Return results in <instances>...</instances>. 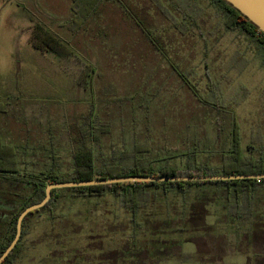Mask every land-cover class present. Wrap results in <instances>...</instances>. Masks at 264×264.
<instances>
[{"label": "rangeland", "instance_id": "374dc122", "mask_svg": "<svg viewBox=\"0 0 264 264\" xmlns=\"http://www.w3.org/2000/svg\"><path fill=\"white\" fill-rule=\"evenodd\" d=\"M212 7L211 14L200 13L217 21L220 11ZM25 14L16 0H0V137L28 145L35 156L25 157L34 163H49L46 154L57 151L66 176L72 154L86 147L97 167H127L137 155L155 168L181 169L195 161L220 168L221 153L233 150L234 126L242 154L264 160L263 49L228 73L195 76L188 73L189 56L175 61L149 43L147 53L136 44L128 51L127 34L123 42L117 35L112 52L104 36L98 47L79 41L81 17L58 28L35 21L31 30L41 25L51 35L29 42ZM236 33L240 30L229 32L228 39ZM156 36L147 35L150 42ZM182 44L188 51L195 47L192 39ZM233 57L229 61H236ZM227 62L223 58L219 67ZM198 98L213 104L199 105ZM30 163L21 167L30 172ZM208 190L198 201L194 191L150 187L136 213L108 191L59 199L29 217L22 251L12 264H264V185L247 202L255 223L228 211L231 196L218 203L222 198ZM189 201L197 216L192 225L180 220L179 210ZM176 211L177 219L171 218Z\"/></svg>", "mask_w": 264, "mask_h": 264}, {"label": "trees", "instance_id": "16d2710c", "mask_svg": "<svg viewBox=\"0 0 264 264\" xmlns=\"http://www.w3.org/2000/svg\"><path fill=\"white\" fill-rule=\"evenodd\" d=\"M74 4L78 0H72ZM81 1V0H80ZM226 14V25L231 28H238L257 40L264 49V32L260 31L253 23H251L239 11L233 8L225 0H217ZM216 1V2H217ZM84 3L83 1H81ZM93 0H90V7L84 13H81L82 8L74 7L76 13L75 19L79 14H87L92 6ZM217 2V3H218ZM86 7V3H84ZM85 18V17H84ZM39 26V27H38ZM38 30H31L29 42L46 41L50 33L41 25H36ZM52 39V38H51ZM34 48L37 46H33ZM235 123V122H234ZM96 135V134H95ZM94 135V136H95ZM232 148L230 152H222V163L220 168H215L208 163L188 162L184 168H176L169 165H161L157 168L153 167L150 161L135 155L130 166H122L118 163H109L106 166L97 167L95 163L94 153L91 148H80L72 154L71 170L64 176L59 169L57 151H51L46 154L47 161L42 164L34 163L30 160V164L34 165V169L30 172L27 167H21L22 164H29L28 155L35 156V153H28V145L20 144L13 145L5 142L0 137V226H4L3 242L0 243V254L8 246L15 235L16 220L19 213L27 206L40 201L45 194V187L49 183L65 182V181H86L94 179H108L121 176H151V175H176V176H200V175H233V174H262L264 173V160L254 159L242 154L240 138L237 134V127L232 130ZM32 151V149H31ZM51 153V154H50ZM187 157L190 153H184ZM38 165V166H37ZM264 185V178H242L228 180H178V181H154V182H115L109 184H95L87 186H74L64 188H54L51 191V196L45 205L27 213L22 220V229L18 242L8 253L5 259L0 264H12L14 259L18 257L22 251V237L25 234V228L28 226V219L35 212H41L47 208L50 209L51 204H55L60 200H69L73 196H92L101 195L105 191L119 196L126 207L131 209L132 213L143 206L147 195V189L150 187L160 188L164 193L171 188H175L176 192L186 194L188 191H194L197 200L203 201L206 196V189L211 192L218 203H224L232 197L233 204L228 203V211L238 214L243 220L250 219L253 223V217L250 216V210L247 208V202L250 197L259 190L260 186ZM221 192V194H219ZM70 196H67V195ZM222 195V196H221ZM200 196V197H199ZM243 197V199H241ZM241 199V200H240ZM242 200L244 202L242 203ZM64 201V200H63ZM191 202V203H190ZM192 201L183 206L179 212L183 214L180 219L181 223L192 225V219L197 218L192 211ZM235 205H238V209ZM225 204L221 205L220 209L225 208ZM246 209V210H245ZM176 211L173 219H177ZM50 213H53L50 211ZM201 213V211H198ZM197 214V213H196ZM251 222V223H252ZM195 225V224H194ZM1 230V231H2ZM0 231V232H1Z\"/></svg>", "mask_w": 264, "mask_h": 264}, {"label": "crops", "instance_id": "0c3cea01", "mask_svg": "<svg viewBox=\"0 0 264 264\" xmlns=\"http://www.w3.org/2000/svg\"><path fill=\"white\" fill-rule=\"evenodd\" d=\"M16 1L26 11L24 23L29 30H31L35 21H40L46 28L48 26H52L53 28L67 26L68 20L76 15L74 5L77 9L82 8L79 10L81 13H84L90 7V0H81L86 3V7H83L85 5L80 0L76 4L72 0ZM179 1L93 0L87 14L78 13L77 15L83 19L79 31H83L84 34L79 33V41L88 42L91 40L98 47L100 44L97 45V42L101 43L103 41L102 36H104L105 39L107 38V46L109 43L108 48L112 52L116 49L117 35H120L123 42L125 34H127L129 37H127L128 41L125 42H128V46L125 49H128V51L132 45L135 46L136 44L143 45L141 51L145 50L144 52L147 53L149 43L156 51L167 50L170 57L175 59V61L176 57L189 56L186 58L187 65L190 66L187 67L188 73L195 76H199L200 74L198 73H201V76H205L210 72L217 74L222 71L225 74L230 71V66L234 70L235 65L239 61L247 63L251 60V56L261 54L263 48L257 40L238 28H231L226 25V14L219 3L214 0H210L209 2H198L195 0ZM119 2L121 4L120 7ZM214 5L220 11V17L217 21L212 17H205V13H200L201 10H206V13L211 14L212 6ZM206 6L208 8H204ZM180 7L184 9L182 13L179 12L181 10ZM135 14L140 17V20L136 18ZM201 18H203L202 23L199 22ZM103 27H106V30L102 34ZM236 30H240V33H236L237 35L234 34L236 36L233 35L228 39V33ZM150 32L157 33L156 39H152L153 42H150L147 37ZM132 33L135 34L133 35ZM223 35L225 37L221 39L220 37H223ZM189 39H192L193 45L195 44L192 51L182 48V42ZM233 54V58L237 62L229 61L230 56ZM223 58L228 59L225 69L219 67L220 64L223 65ZM175 69L178 71L177 68ZM178 72L180 76V71ZM184 82L185 78H181V84H185ZM187 89L189 90V88ZM197 100L199 105H202L201 102L205 105L213 104V102H209L206 98H198ZM12 144L14 145V143ZM28 162H30V159ZM1 242H3V230L0 232Z\"/></svg>", "mask_w": 264, "mask_h": 264}, {"label": "water", "instance_id": "95a60500", "mask_svg": "<svg viewBox=\"0 0 264 264\" xmlns=\"http://www.w3.org/2000/svg\"><path fill=\"white\" fill-rule=\"evenodd\" d=\"M233 8L245 16L251 23H253L260 31L264 32V0H225ZM264 178L262 174H233V175H200V176H176V175H151V176H121L108 179H94L86 181H65L49 183L45 187L44 197L24 208L18 215L16 220V231L13 239L0 254V263L5 259L8 253L12 250L18 242L21 229L22 220L24 216L32 210L38 209L46 204L51 196V191L54 188L87 186L95 184H109L115 182H154V181H178V180H228V179H242V178Z\"/></svg>", "mask_w": 264, "mask_h": 264}]
</instances>
